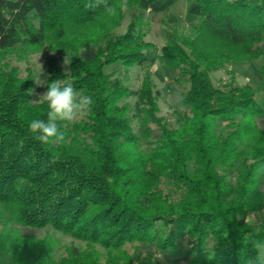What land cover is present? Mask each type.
<instances>
[{
    "label": "trees",
    "instance_id": "1",
    "mask_svg": "<svg viewBox=\"0 0 264 264\" xmlns=\"http://www.w3.org/2000/svg\"><path fill=\"white\" fill-rule=\"evenodd\" d=\"M123 1L107 0L110 14L87 9L89 0H0V59L40 48L45 81L65 80L94 100L89 115L62 122L64 143L42 145L28 123L47 119V102L32 100L29 72L0 66V264H133L128 245L179 254L178 243L187 264H246L264 243V129L255 123L264 108L251 84L212 80L226 64L264 63V0H125L155 16L191 5L190 33L168 36L160 49L140 18L115 34ZM152 53L188 85L173 124L159 116L149 74L133 114L130 88L106 73L116 64L145 66ZM14 225L50 228L84 248L55 258L49 238Z\"/></svg>",
    "mask_w": 264,
    "mask_h": 264
},
{
    "label": "rangeland",
    "instance_id": "2",
    "mask_svg": "<svg viewBox=\"0 0 264 264\" xmlns=\"http://www.w3.org/2000/svg\"><path fill=\"white\" fill-rule=\"evenodd\" d=\"M16 1V0H11ZM125 4L126 1L124 0ZM118 7L121 13V20L119 26L115 30V34H123L128 24L136 19H142V22L147 27L146 40L156 45L158 49L165 43L166 38H179L186 36L190 33L191 24L196 18H191L188 15V9L191 5L185 2H178L175 4L165 15H152L148 12H143L132 5H123ZM158 53H152L151 59ZM5 59H0V66L8 64L16 66L19 69L20 77H25L26 73H30L33 78L34 89L32 92V100L36 101L42 95L44 84L37 85L36 83H43L46 78L45 74V52L38 48L18 47L9 54ZM60 67L66 70L65 62H62ZM106 73H112L115 79H119L122 83L129 87L131 92L125 99L133 114L139 113V106L137 102V90L140 86L142 77L149 74L150 80L158 90L160 97L158 101L159 116L169 120L171 124L174 122L175 110L180 100V94L183 89L187 88V83L182 78H177L171 70L165 69L158 60L142 66L126 68L120 64L106 68ZM212 80L215 85L223 86L230 81L235 82L237 85L245 83L251 84L258 90V100L262 108H264V63L262 61L226 64L220 70L212 75ZM186 108H179L182 112ZM67 122V121H66ZM74 122V121H73ZM72 123V122H67ZM255 123L258 128L264 129V117L256 118ZM134 131L140 134L141 127L137 122H133ZM153 129L151 137L153 140L158 138V133ZM261 189H264V184H261ZM3 217V216H1ZM2 221L3 218H0ZM249 223L255 229L258 228L259 218L256 215L249 216ZM18 229L22 235H28L36 239L49 238L54 243V257L58 258L66 254V250L71 247L84 248V244L69 236L55 232L50 228L34 229L13 226ZM179 254H169L161 252L155 246L144 244H132L125 247V250L130 254L133 264H143L145 258L151 260L153 264H187L188 257L185 253V248L177 244ZM212 246L209 242L207 247Z\"/></svg>",
    "mask_w": 264,
    "mask_h": 264
},
{
    "label": "clouds",
    "instance_id": "3",
    "mask_svg": "<svg viewBox=\"0 0 264 264\" xmlns=\"http://www.w3.org/2000/svg\"><path fill=\"white\" fill-rule=\"evenodd\" d=\"M101 6L106 12L114 14L115 9L107 3V0H89L85 4V7L91 10ZM36 84L47 85V90L40 96L42 101L47 102V119H32L28 123V131L42 145L62 144L66 139L62 122H73L89 115L94 106V100L90 95L77 91L65 80L57 79L50 83L44 81ZM257 249V254L248 259L246 264H264V243H258Z\"/></svg>",
    "mask_w": 264,
    "mask_h": 264
}]
</instances>
